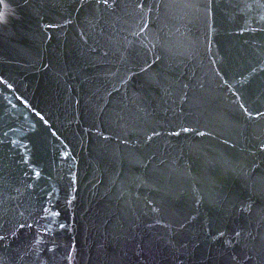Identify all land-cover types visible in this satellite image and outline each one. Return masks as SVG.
<instances>
[{"label": "water", "instance_id": "obj_1", "mask_svg": "<svg viewBox=\"0 0 264 264\" xmlns=\"http://www.w3.org/2000/svg\"><path fill=\"white\" fill-rule=\"evenodd\" d=\"M0 16V264H264V0Z\"/></svg>", "mask_w": 264, "mask_h": 264}, {"label": "snow or ice", "instance_id": "obj_2", "mask_svg": "<svg viewBox=\"0 0 264 264\" xmlns=\"http://www.w3.org/2000/svg\"><path fill=\"white\" fill-rule=\"evenodd\" d=\"M0 3H3V0H0ZM6 7V5H5ZM5 21V17L4 16H0V23H3ZM185 131H187V129H185ZM201 135H203V133H201Z\"/></svg>", "mask_w": 264, "mask_h": 264}]
</instances>
